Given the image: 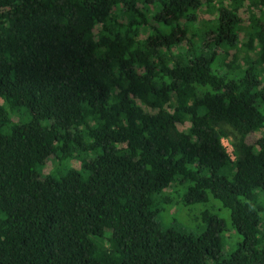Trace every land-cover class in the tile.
Here are the masks:
<instances>
[{"label":"trees","instance_id":"trees-1","mask_svg":"<svg viewBox=\"0 0 264 264\" xmlns=\"http://www.w3.org/2000/svg\"><path fill=\"white\" fill-rule=\"evenodd\" d=\"M0 264H264V0H0Z\"/></svg>","mask_w":264,"mask_h":264},{"label":"rangeland","instance_id":"rangeland-1","mask_svg":"<svg viewBox=\"0 0 264 264\" xmlns=\"http://www.w3.org/2000/svg\"><path fill=\"white\" fill-rule=\"evenodd\" d=\"M204 1V0H203ZM218 0H212V3H214L215 5L217 4ZM225 2H228V0H225ZM207 3H204V5L201 7V9L198 10V16H199V20L201 21V23L207 21V20H211L215 17V14L211 13L208 11V7H206ZM251 12H255V13H259L258 10H256L255 8H253L251 5H245L243 9H241L238 12V16H239V30H238V35H239V50L236 51V54L239 57V61L242 63L244 62L243 58L245 56V53H254L255 49H252L249 45H247L246 40L244 38V29H245V25L248 22V18ZM197 27H199L200 25L196 24ZM195 25V26H196ZM254 48V47H253ZM234 50H229V53H233ZM223 54V52H222ZM223 58V57H222ZM230 56L227 58L229 59ZM11 117L13 119H17L18 118V113H11ZM180 129H184L185 126L183 125H179ZM261 135V131L258 132H251L247 135V142L252 144L255 142L256 139H258ZM223 144L227 150V152L229 153V155L233 158V147L231 144V139L230 138H224L223 139ZM70 165L72 167L78 168L80 166V162L78 159H72L70 161ZM54 166V161L49 160V162L47 163V165L44 167L43 169V173L47 174L49 173L52 168ZM213 201V200H212ZM217 203V202H216ZM206 208H211V211H213L215 214L220 215L222 217H226L228 215V212L221 208V206H219V204L217 203V208H212L210 205V202H208L207 204H185L183 202H179L178 204H174V205H167L166 207H164V210H162V212L160 213L159 218L161 219V221L163 223H166L167 225H170V223H175V226L180 227V228H184L188 231H193L194 228L197 226L196 225V220L195 217L204 209ZM227 244L225 245L226 249H231L234 246V242L236 239V232L233 229H230L227 232Z\"/></svg>","mask_w":264,"mask_h":264}]
</instances>
